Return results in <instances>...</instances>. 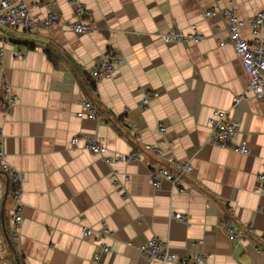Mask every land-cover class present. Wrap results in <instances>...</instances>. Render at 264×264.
Wrapping results in <instances>:
<instances>
[{"label": "crops", "instance_id": "1", "mask_svg": "<svg viewBox=\"0 0 264 264\" xmlns=\"http://www.w3.org/2000/svg\"><path fill=\"white\" fill-rule=\"evenodd\" d=\"M83 1L86 20L98 26L91 34L71 28L68 0H29L34 15L44 17L50 7L59 13L52 27L9 32L0 24V103L4 82L17 96L9 112L0 110V130L8 160L24 174L23 220L15 240V185L0 170V264H147L139 246L153 234L179 256L206 255L205 264H264V192L254 190L264 164L263 105L250 96L233 106L248 76L234 47L219 44L226 36L223 16L204 13L232 4L247 18L264 8V0ZM193 22L205 34L197 43H166L160 36L173 27L187 32ZM242 33L251 35L248 24ZM110 45L127 63L114 78L93 81L89 68ZM140 86L159 91L147 108ZM81 97L93 102L102 120L76 116ZM213 108L240 121L236 140L244 139L251 153L210 141ZM159 120L166 125L163 136ZM131 123L145 141L170 139L171 152L191 161V172L180 180L188 192L167 180L152 186L149 166L159 161L133 141ZM82 131L102 137L109 155L134 153L139 159L109 162L81 143L72 146L70 138ZM101 220H107L108 234L83 236L81 224L98 229ZM231 220L254 225L256 234L244 246L228 239L222 223ZM98 242L111 249L96 260Z\"/></svg>", "mask_w": 264, "mask_h": 264}, {"label": "built area", "instance_id": "2", "mask_svg": "<svg viewBox=\"0 0 264 264\" xmlns=\"http://www.w3.org/2000/svg\"><path fill=\"white\" fill-rule=\"evenodd\" d=\"M74 7V19L71 22V28L77 33H94L98 31V26L86 20L89 11L83 0H68ZM206 16L220 13L226 24V36H221L220 45L230 44L234 47L237 57L239 58L245 73L248 76V83L245 88L233 98V106L242 100H246L250 96L255 97L263 105L264 115V8L258 10L253 15L243 18L240 17L234 5L227 7L209 8L205 12ZM60 20L58 12L51 7L44 17L34 15L31 12L29 0H0V24L7 31L16 27L22 29H37L39 27H52ZM248 24L251 35L249 37L242 33V27ZM190 30L184 31L182 28L173 27L168 31L160 34L166 43L174 42H199L205 37V34L193 22L189 25ZM8 32V34H10ZM7 36V35H6ZM7 37H13L11 34ZM5 40H3L4 43ZM4 45L1 47L0 53H3ZM127 63L126 56L116 46L110 45L106 50L98 56L93 65L89 68V74L93 81L102 78H114L118 68ZM5 95L0 103V110L9 112L16 102L17 96L10 90L9 83L3 84ZM139 91L142 94L141 104L147 108L151 101L159 95L156 89L140 86ZM79 108L76 116L79 118L100 119L93 102L81 97L78 101ZM208 122L210 124V141L213 143L236 150L242 154L251 153V148L247 142L240 138L236 140V136L240 130V121L232 117L229 110L223 108H213ZM157 130L163 136L166 131V125L159 120L157 122ZM129 131L132 134L135 143H141L144 150L149 151L155 156L157 161L151 163L148 170L150 182L154 188H158L164 180L171 182L179 192H188V188L180 184L181 178L189 174L192 170V164L189 159H180L172 152V140L162 137L158 142H149L143 139L141 130L136 123L129 124ZM81 143L83 148L88 149L95 154L103 155L109 162L138 160L139 156L134 153L129 154H108V147L102 137L92 135L87 132H79L70 138V144L77 146ZM164 144L170 146L168 151L165 150ZM79 146V145H78ZM0 170L6 173L8 180L15 185L13 191V207L10 216V229L12 239L17 240L20 236V225L23 220L21 213L22 206V183L24 174L18 170L8 160L7 151L3 142L0 130ZM125 179H129V175L125 174ZM254 190L258 193L264 192V164L263 169L258 172L257 185ZM2 197L0 196V201ZM171 216L174 218L182 217L181 212H174ZM228 239L236 246H244V242L249 240L256 234V229L251 222L238 223L235 220L222 223ZM83 236L90 237L96 231L100 235H106L110 232L107 220H101L100 228L96 229L91 225L81 224ZM111 247L108 243H96V249L93 252V258L98 260L102 254L110 251ZM140 252L147 259V264H154L158 260L160 264L171 262L172 264H205L206 255L194 252L192 256H179L170 250L168 240L153 234L139 246ZM4 250V244L0 241V252ZM263 251L261 245H257L256 252Z\"/></svg>", "mask_w": 264, "mask_h": 264}, {"label": "water", "instance_id": "3", "mask_svg": "<svg viewBox=\"0 0 264 264\" xmlns=\"http://www.w3.org/2000/svg\"><path fill=\"white\" fill-rule=\"evenodd\" d=\"M8 178V177H7ZM4 233H5V235H6V238H7V241H8V243H9V245H12V241L10 240V238H9V236H8V234H7V232L5 231V229H4ZM19 264V263H18Z\"/></svg>", "mask_w": 264, "mask_h": 264}, {"label": "trees", "instance_id": "4", "mask_svg": "<svg viewBox=\"0 0 264 264\" xmlns=\"http://www.w3.org/2000/svg\"><path fill=\"white\" fill-rule=\"evenodd\" d=\"M46 54L48 55V57H49L50 59H53V57H52V54H51V51H50V50L46 49Z\"/></svg>", "mask_w": 264, "mask_h": 264}]
</instances>
